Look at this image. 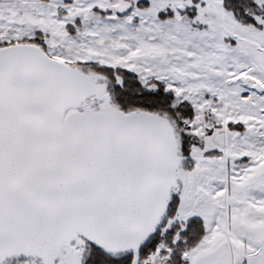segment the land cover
Returning a JSON list of instances; mask_svg holds the SVG:
<instances>
[{
    "label": "snow or ice",
    "instance_id": "obj_1",
    "mask_svg": "<svg viewBox=\"0 0 264 264\" xmlns=\"http://www.w3.org/2000/svg\"><path fill=\"white\" fill-rule=\"evenodd\" d=\"M0 264H264V0H0Z\"/></svg>",
    "mask_w": 264,
    "mask_h": 264
}]
</instances>
